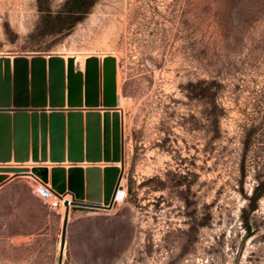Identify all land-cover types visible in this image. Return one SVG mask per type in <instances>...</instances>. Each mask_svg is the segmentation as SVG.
Instances as JSON below:
<instances>
[{
    "label": "rangeland",
    "instance_id": "1",
    "mask_svg": "<svg viewBox=\"0 0 264 264\" xmlns=\"http://www.w3.org/2000/svg\"><path fill=\"white\" fill-rule=\"evenodd\" d=\"M42 29L36 0H0V57L113 56L123 102L122 198L70 210L62 264H264V0H94L66 34ZM57 217L37 246L0 239V264H57Z\"/></svg>",
    "mask_w": 264,
    "mask_h": 264
},
{
    "label": "water",
    "instance_id": "2",
    "mask_svg": "<svg viewBox=\"0 0 264 264\" xmlns=\"http://www.w3.org/2000/svg\"><path fill=\"white\" fill-rule=\"evenodd\" d=\"M103 62L100 88L96 57L86 61L84 75L75 71L72 59L65 75L59 56L37 55L30 62L16 56L12 72L9 59L0 58V184L31 177L49 185L58 200L70 196L63 201L57 264L63 260L69 210L105 211L122 198L115 59L107 56ZM11 160L15 165H5ZM28 160L39 165L23 167ZM46 162L69 168L55 165L48 178L47 166L40 165ZM82 163L91 165L83 170L77 165ZM99 163L102 169L94 165ZM8 173L10 178L3 175Z\"/></svg>",
    "mask_w": 264,
    "mask_h": 264
},
{
    "label": "crops",
    "instance_id": "3",
    "mask_svg": "<svg viewBox=\"0 0 264 264\" xmlns=\"http://www.w3.org/2000/svg\"><path fill=\"white\" fill-rule=\"evenodd\" d=\"M40 165H46L48 170H50L55 165H59L63 167L65 170L69 168L68 163H61V164L45 163ZM77 165L84 170L86 167H88L91 164L82 163ZM94 165L99 166L101 169L103 168L102 164H94ZM6 175L8 176L9 174ZM25 178L28 179L29 181H20V180L17 181V179H11L0 184V233L2 231L14 229V228L17 231L12 234H6L5 236H1L0 234V239L2 238L6 239V244H12V245L14 244L17 246H24L30 248L33 245L37 246L38 238H44L45 241H47L48 238L52 239L53 231H54V219L56 216H59L57 217V219L59 218V225L61 229L65 209H63L62 211L63 208L62 205L57 207H52L50 205L52 199L45 200L37 196L34 192V188L38 185V183L30 177H25ZM19 184H25L28 186L26 195H28L30 199H26L24 201L20 199L21 194L15 192ZM64 197H67V199L69 198L70 200L69 195H65ZM22 202L24 203L31 202L32 205L30 206H32L33 210H35V213L34 211L33 212L25 211L24 209L25 204L24 203L22 204ZM19 213L34 214L33 222L35 223V226L32 227L26 225L25 223H23L21 226H16V227L11 226L12 222H15L14 218H16V216L19 215ZM68 222H69V217H68ZM66 246L67 244L65 243V247ZM27 252L36 253L38 251L29 249L27 250Z\"/></svg>",
    "mask_w": 264,
    "mask_h": 264
},
{
    "label": "trees",
    "instance_id": "4",
    "mask_svg": "<svg viewBox=\"0 0 264 264\" xmlns=\"http://www.w3.org/2000/svg\"><path fill=\"white\" fill-rule=\"evenodd\" d=\"M36 1L40 12V23L43 27V33L49 35H64L69 32L94 3V0H65L61 10L53 15L48 8L43 9L41 7V0ZM210 84L212 83L202 80L195 82L191 87L198 95L200 94L199 96H204L208 93ZM244 226L248 232L249 228L246 223Z\"/></svg>",
    "mask_w": 264,
    "mask_h": 264
},
{
    "label": "bare ground",
    "instance_id": "5",
    "mask_svg": "<svg viewBox=\"0 0 264 264\" xmlns=\"http://www.w3.org/2000/svg\"><path fill=\"white\" fill-rule=\"evenodd\" d=\"M107 53V52H106ZM109 53V52H108ZM1 56V55H0ZM54 56H59L62 60H63V64H64V71H65V75L67 73V67H68V60L69 59H72L73 62L75 63V65H78L80 70H81V73L84 74V71H85V65H86V61L91 58V57H96L98 59V68L100 69L101 72H103V67H104V55H97L96 53L95 54H88V53H83V54H80V53H59V54H56ZM109 56V55H108ZM16 57V56H15ZM113 57V56H112ZM2 58V57H0ZM9 59V62H11L10 64L13 65V59H15L14 57H7ZM49 56H46L45 59L48 60ZM11 69V68H10ZM117 73V72H116ZM115 73V74H116ZM102 74V73H101ZM117 75V74H116ZM102 76V75H101ZM100 76V77H101ZM117 79V76L115 77ZM102 79V78H100ZM117 81V80H116ZM100 82V81H99ZM118 82V81H117ZM116 83V82H115ZM116 100H117V107L120 108L121 104H123V102L121 103V99L118 95V85H117V88H116ZM101 97V96H100ZM100 99V98H99ZM100 101V100H99ZM84 114V113H83ZM13 163V162H12ZM118 164V163H117ZM31 163H27L25 164V167L27 168L28 166L30 167ZM119 166V164H118ZM48 170V168H47ZM2 175V174H0ZM50 177L49 175V171H48V178ZM123 194V192H122ZM62 203L64 200H61ZM58 251H59V245H58ZM64 252V250H63Z\"/></svg>",
    "mask_w": 264,
    "mask_h": 264
},
{
    "label": "built area",
    "instance_id": "6",
    "mask_svg": "<svg viewBox=\"0 0 264 264\" xmlns=\"http://www.w3.org/2000/svg\"><path fill=\"white\" fill-rule=\"evenodd\" d=\"M31 178V177H30ZM34 180V179H33ZM35 181V180H34ZM38 183V182H37ZM34 192L37 196H39L42 199L49 200L52 199L51 201V206L52 207H57L63 205L61 200H58L51 192L49 185H44L41 183H38V185L34 188Z\"/></svg>",
    "mask_w": 264,
    "mask_h": 264
}]
</instances>
